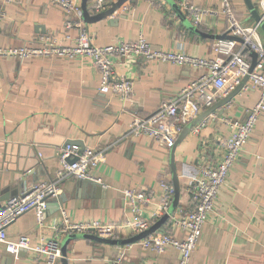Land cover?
I'll list each match as a JSON object with an SVG mask.
<instances>
[{
    "label": "crops",
    "instance_id": "0c3cea01",
    "mask_svg": "<svg viewBox=\"0 0 264 264\" xmlns=\"http://www.w3.org/2000/svg\"><path fill=\"white\" fill-rule=\"evenodd\" d=\"M191 1L206 10L200 16L201 31L211 35L226 33L220 0ZM231 2L243 23L255 22L244 0ZM251 2L257 9V0ZM65 17L51 0H17L6 8L0 46H22L38 34L61 32ZM86 26L98 46L131 41L142 33L155 49L216 56L210 48L217 39L186 29L165 0H128L116 13ZM260 37L264 42L261 29ZM115 70L133 80L134 93L126 102L98 91V72L88 59L0 60V205L36 183L51 180L60 168L58 150L62 143L81 140L91 149L108 148L92 170L99 181L95 186L71 177L63 180L61 202L59 196L47 202L46 223L58 221L60 208H64L73 220L121 224L131 217V207L122 193L125 188L152 192L151 202L142 208V216L149 218L158 200L159 180L172 184L170 149L148 137L122 136L135 116H146L174 99L204 71L144 60L116 62ZM258 97V90L246 83L232 101L213 110V114L243 119ZM229 133L219 119L206 117L202 129L195 132L192 128L174 145L179 205H188L186 186L198 174L199 166L221 159L222 142ZM36 150L40 152L39 164L28 170ZM158 230L168 231L164 223ZM170 231L175 236L182 235L176 227ZM6 235L13 242L25 236L34 246L41 237L50 239L52 230H38L35 213L30 210L6 227ZM133 235L126 227L119 229L115 238L128 239ZM138 241L109 245L86 238L73 239L67 244L66 259L68 264H177V250L167 248L157 254ZM263 260L264 114L220 189L189 264H263ZM0 264L46 263L37 260L28 248L12 252L3 245Z\"/></svg>",
    "mask_w": 264,
    "mask_h": 264
},
{
    "label": "built area",
    "instance_id": "2783aa9c",
    "mask_svg": "<svg viewBox=\"0 0 264 264\" xmlns=\"http://www.w3.org/2000/svg\"><path fill=\"white\" fill-rule=\"evenodd\" d=\"M174 1L193 25H201L200 16L206 12L205 9L196 6L191 0ZM220 1L221 12L226 18L227 34L239 37L241 42L232 39L214 40L210 50L216 54L215 57L155 49L142 33L131 41L95 45L82 17L81 0H51L52 5L59 7L66 16L61 32L38 34L29 44L22 46H0V60L51 57L88 59L98 72V91L118 96L124 102L132 98L134 83L132 79L116 73V62L155 61L203 70L204 73L190 80L174 99L160 104L146 116H135L122 136L148 137L167 149L175 145L185 125L202 110L227 96L245 76L248 77L246 83L258 90L259 97L248 108L243 119L217 117L210 112L193 127L198 132L206 125V117H214L229 128V136L222 142L221 159L213 163L203 162L199 166L198 174L186 186L188 205L177 204L164 222L168 231L158 230L138 241L157 254L163 253L167 248L177 250V264H189L203 225L214 210L219 191L226 184L230 170L248 142L256 122L264 114V42L260 37L259 23H243L237 17L231 0ZM16 3L17 0H0V27L6 18V8ZM112 3L110 0H88L87 10L94 15L110 8ZM257 12L264 20V0H257ZM251 51L256 53V63L249 72ZM106 149L108 148L81 149L76 144H66L59 148L60 168L51 180L36 183L0 205V248L6 245L12 252L28 248L33 251L37 260H43L46 264H61V241L69 234H92L111 239L115 238L119 229L128 227L136 235L167 214L173 200L174 187L169 181L160 179L158 200L149 218L142 216V208L151 202L152 192L125 188L122 193L131 207V217L121 224L101 220H73L64 208H60L58 221L46 223L44 214L47 202L59 196L63 180L71 177L99 181L92 170L104 158ZM69 159L73 161L70 162ZM30 210L35 213L38 230L46 227L52 230L50 239L41 237L40 242L34 246L29 245L25 236H21L16 242L9 241L6 227ZM174 227L182 232L180 237L171 233L170 230Z\"/></svg>",
    "mask_w": 264,
    "mask_h": 264
},
{
    "label": "water",
    "instance_id": "95a60500",
    "mask_svg": "<svg viewBox=\"0 0 264 264\" xmlns=\"http://www.w3.org/2000/svg\"><path fill=\"white\" fill-rule=\"evenodd\" d=\"M126 1H128V0H117V1L112 3V6L110 8H108V9H106L100 13L91 15V14H89V12L87 10V6H86L87 0H81V10H82L83 20L85 23H94L100 19H104V18L116 13ZM165 1L169 4V6L171 7L174 14L180 20L181 24L186 29H188L189 31H191L195 34H199L200 36H203V37L216 38V39H232V40H236L237 42H241V39L239 37L227 34V32L225 34H222V35H211V34H207L203 31H201L198 27H196L195 25L192 24V22L186 17L185 13L182 12V10L179 8L178 4L174 0H165ZM244 1L246 3V6H247L249 12H250L251 17L254 19L255 22L259 23L260 29L264 32V20L261 19L259 13L257 12V9H255L251 0H244ZM249 56L251 57V64H250L249 72H251L255 63H256V53L251 51V52H249ZM247 79H248V77L245 76L242 79V81L239 83V85H237L227 96L219 99L211 107H209L205 111L201 112L195 119H193L187 125H185L183 127L182 131L180 132V134L178 135L176 143L180 142L191 131V129L202 118H204L206 115H208L210 112H213V110H215L218 107L222 108L225 105H227L228 102L232 101L233 97L236 94H238L240 92V90L243 88V86L247 82ZM66 144H76L81 149H83L85 147L84 143L81 140H66L65 142L62 143L60 148H63ZM33 153H34V156H32L33 161L30 164V166H27V167H29L28 170H30L34 166H37L39 164V160L41 158L39 156V153H40L39 150L33 151ZM173 155H174V146L172 148H170V169H171V174H172V176H171L172 177V185L174 187V196H173V200H172V203L170 205V208H169L167 214L162 216L159 220H157L154 224H152V226H150L147 230H145L139 234L133 235L132 237H130L128 239H116V238L109 239V238H103V237H99V236L92 235V234H74V235L69 234V235L65 236L61 241V254H62L61 263L62 264H68L67 259H66V247H67V244L73 239L86 238V239H90V240H93V241H96V242H99L102 244L122 245V244H126V243L136 242V241L146 237L147 235L157 231L161 227V225L167 220L168 215L174 211V209L176 208L178 201H179V185H178V179H177L176 172H175ZM69 161L72 162L73 160L69 159ZM82 181L85 184H92L95 186L97 185L95 182H92L89 180H82ZM14 196H16V195H14ZM14 196H11L9 198H12ZM60 198L61 197L59 196L58 200H60ZM0 201H2V198H0ZM60 202H61V200H60Z\"/></svg>",
    "mask_w": 264,
    "mask_h": 264
}]
</instances>
